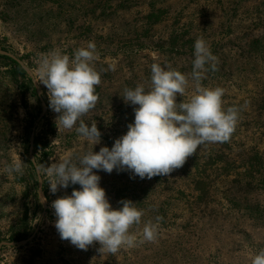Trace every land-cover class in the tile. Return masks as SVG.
<instances>
[{"label":"rangeland","instance_id":"374dc122","mask_svg":"<svg viewBox=\"0 0 264 264\" xmlns=\"http://www.w3.org/2000/svg\"><path fill=\"white\" fill-rule=\"evenodd\" d=\"M198 38L218 58L201 84L225 89L224 108L239 109L230 140L201 146L167 176L93 170L114 209L130 200L143 210L130 229L138 238L147 222L163 218L156 241L112 255L98 242L85 251L62 240L51 204L80 186L51 193L45 167L111 149L138 107L123 100L124 90H149L153 63L188 76L177 96L187 102ZM89 41L101 84L96 107L82 119L96 122V145L75 127L58 129L47 88L36 84L44 56L72 57ZM0 49L26 66L19 73L0 53V264H252L264 250V0H0ZM14 162H22V174L6 171Z\"/></svg>","mask_w":264,"mask_h":264},{"label":"clouds","instance_id":"9594fccd","mask_svg":"<svg viewBox=\"0 0 264 264\" xmlns=\"http://www.w3.org/2000/svg\"><path fill=\"white\" fill-rule=\"evenodd\" d=\"M191 79L195 82V94L187 102H177L189 87V78L170 66H151V87L137 85L124 90L123 100L134 107V122L128 131L115 140L111 149L101 147L99 152L89 151L74 163L71 158L59 159L45 167L49 177L50 192L60 188H73L71 195L55 199L51 208L56 217L55 228L62 240H68L80 250H87L94 242L99 249L116 255L124 248L138 243L154 242L158 237L159 221H149L142 230V238L130 232L141 223L143 210L130 200H122V207L114 209L106 191L100 187L101 177L93 170L112 173L129 171L140 179L167 176L181 168L188 157L206 144L228 142L239 120V109L224 108L225 89L208 88L201 84L210 66L217 71L218 58L212 54L203 38L194 44ZM98 59L96 44L89 41L86 47L77 49L73 56L53 52L38 62L39 79L36 84L47 88L49 107L59 115V128L76 132L93 145L101 141L96 122L89 126L82 119L96 107L99 95L96 87L101 84V73L95 68ZM116 70V63L109 65ZM79 122V123H78ZM78 123V126H77ZM6 171L22 174V162H14ZM46 198H41L45 203ZM252 264H264L261 250Z\"/></svg>","mask_w":264,"mask_h":264},{"label":"water","instance_id":"95a60500","mask_svg":"<svg viewBox=\"0 0 264 264\" xmlns=\"http://www.w3.org/2000/svg\"><path fill=\"white\" fill-rule=\"evenodd\" d=\"M0 53L1 54L9 55L13 59H15L17 62H19L24 68H26L24 62L20 58H18L17 56H15L14 54L9 53V52H5V51H3L1 49H0ZM12 244H14V243L13 242H6V241H4V242L1 243V246H3V245H12Z\"/></svg>","mask_w":264,"mask_h":264},{"label":"trees","instance_id":"16d2710c","mask_svg":"<svg viewBox=\"0 0 264 264\" xmlns=\"http://www.w3.org/2000/svg\"><path fill=\"white\" fill-rule=\"evenodd\" d=\"M11 61L13 62L14 64V68L16 71H18L19 73H22V74H25V70L24 68L21 66V64L19 62H17L16 60L10 58Z\"/></svg>","mask_w":264,"mask_h":264}]
</instances>
